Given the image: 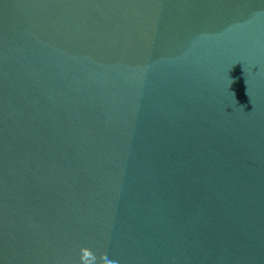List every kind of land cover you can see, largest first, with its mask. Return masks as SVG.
<instances>
[{
	"label": "water",
	"instance_id": "obj_1",
	"mask_svg": "<svg viewBox=\"0 0 264 264\" xmlns=\"http://www.w3.org/2000/svg\"><path fill=\"white\" fill-rule=\"evenodd\" d=\"M0 264H264V0H0Z\"/></svg>",
	"mask_w": 264,
	"mask_h": 264
},
{
	"label": "clouds",
	"instance_id": "obj_2",
	"mask_svg": "<svg viewBox=\"0 0 264 264\" xmlns=\"http://www.w3.org/2000/svg\"><path fill=\"white\" fill-rule=\"evenodd\" d=\"M247 83V82H246Z\"/></svg>",
	"mask_w": 264,
	"mask_h": 264
}]
</instances>
